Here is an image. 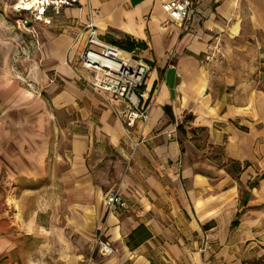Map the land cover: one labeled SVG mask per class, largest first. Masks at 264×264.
Here are the masks:
<instances>
[{
    "label": "crops",
    "instance_id": "crops-1",
    "mask_svg": "<svg viewBox=\"0 0 264 264\" xmlns=\"http://www.w3.org/2000/svg\"><path fill=\"white\" fill-rule=\"evenodd\" d=\"M164 1L79 0L63 11L78 24L67 19L39 62L19 68L0 36V264H27L15 254L19 224L62 202L72 230H101L111 243L107 255L92 242L87 264H254L264 243V0H194L182 27ZM88 19L100 40L146 46L132 51L152 68L153 95L149 121L132 130L142 135L134 151L127 103L76 77L89 76L76 67ZM216 36L223 58L204 64ZM231 162L242 166L238 178ZM113 184L129 210L107 212Z\"/></svg>",
    "mask_w": 264,
    "mask_h": 264
},
{
    "label": "built area",
    "instance_id": "built-area-1",
    "mask_svg": "<svg viewBox=\"0 0 264 264\" xmlns=\"http://www.w3.org/2000/svg\"><path fill=\"white\" fill-rule=\"evenodd\" d=\"M79 5V0H18L13 9L16 12H29L37 20H45L67 8L80 7ZM162 8L168 19L180 27L190 21L196 12L194 0H166L162 2ZM83 26L86 39L79 64L89 74L85 83L112 101L123 100L127 103L124 114V124L128 130L126 140L134 151L142 142V135H134L132 130H142L150 118L152 92H145L144 86L151 67L146 62L136 61L133 53L100 40L91 19L85 21ZM215 40L216 43L210 47V53L205 57L207 63L216 60V55L220 53L219 36ZM51 80L52 83L55 81L54 78ZM168 137L171 138V135ZM105 205L107 212L112 214L130 209L128 200L119 191L108 193ZM95 241L103 254L109 255L113 252L110 241L102 237L101 230Z\"/></svg>",
    "mask_w": 264,
    "mask_h": 264
},
{
    "label": "rangeland",
    "instance_id": "rangeland-1",
    "mask_svg": "<svg viewBox=\"0 0 264 264\" xmlns=\"http://www.w3.org/2000/svg\"><path fill=\"white\" fill-rule=\"evenodd\" d=\"M17 1L18 0H0V10L3 11V16H0V31H1L0 36L4 40L8 41L9 44L12 46L10 59L12 60V62H15L17 64V67L19 68V66L21 65V60L24 59L36 60L39 62L38 59L42 58L40 51L41 49H43L42 47H44L47 38L52 35L51 33L58 34L60 32H63L64 30L60 29L59 26L61 25L66 26L67 25L66 23H70L67 21V19H69V21L75 19L76 20L75 26L78 23L76 24L77 18H73V17L69 18L63 12H61L58 15H51L50 18H47L45 20H37L29 12H16L13 9V5L16 4ZM27 21H31L32 24L30 26H26ZM83 23L84 22H80L78 28L81 30L83 43H85L86 31L84 32L85 28L83 26ZM211 46L212 43L208 47L205 57L208 53H210ZM219 48H220V53L219 55L218 54L216 55V60L217 59L221 60L223 58L221 52V44ZM134 56H135L134 59L136 61H142L145 63V61L140 57L136 56L135 54ZM33 58H37V59H33ZM203 63L208 64L205 61V59ZM76 67L80 68L79 59ZM76 77L81 78L83 80L82 82L84 83V85L86 84L85 83L86 79L83 78L82 75L78 73ZM49 83H52L51 79L49 80ZM145 87L146 84L144 86V89H146ZM144 91L148 93L152 92L148 90H144ZM123 124H124V114H123ZM127 134H128V130H126L125 138ZM241 170H242V166L240 164L232 163V162L229 163V171L234 178H238ZM114 191H119L116 190V184L112 185V189H110L109 192H106L104 194V197L108 193ZM245 192H246L245 188L243 187L240 192L242 204L245 203L243 201ZM61 204L62 207L58 210H55L54 215H52L51 211L39 215L38 223L36 224H28V226L27 225L23 226L22 224H19L22 240L20 242V247L15 251V254L19 255L20 257L21 255H25L29 260L27 264H87L88 263L87 260L90 258V254H88V250L90 251L92 250L89 247V245L92 244V242H96L95 240L91 241L90 239H96V237L99 234L96 236H92L90 232L86 231V229L84 231L72 230L68 226L69 211L68 209L63 207L64 205L63 202ZM18 214H19V210H18ZM239 229L240 228L237 227L232 231L238 232ZM102 237L104 236L102 235ZM262 238H264V235L258 236V239H262ZM262 247H264V243H261L259 247L256 246V249L253 250L255 253V257L253 259L254 264H264V248L262 250ZM19 264H25V263L19 262Z\"/></svg>",
    "mask_w": 264,
    "mask_h": 264
},
{
    "label": "trees",
    "instance_id": "trees-1",
    "mask_svg": "<svg viewBox=\"0 0 264 264\" xmlns=\"http://www.w3.org/2000/svg\"><path fill=\"white\" fill-rule=\"evenodd\" d=\"M112 44L120 47L121 49H123L126 52L132 53V51L137 47L139 49L144 50L146 48V46L144 44H136L135 42L133 43H129L124 45L122 42L119 41H113ZM248 197L246 196L245 200H247ZM239 226V222L238 221H233L231 227L236 228ZM133 238H135L138 242H142L143 240L137 235V233L133 234Z\"/></svg>",
    "mask_w": 264,
    "mask_h": 264
},
{
    "label": "bare ground",
    "instance_id": "bare-ground-1",
    "mask_svg": "<svg viewBox=\"0 0 264 264\" xmlns=\"http://www.w3.org/2000/svg\"><path fill=\"white\" fill-rule=\"evenodd\" d=\"M10 202L15 206L16 210H18L19 206H18L17 201L14 199V200H11Z\"/></svg>",
    "mask_w": 264,
    "mask_h": 264
},
{
    "label": "water",
    "instance_id": "water-1",
    "mask_svg": "<svg viewBox=\"0 0 264 264\" xmlns=\"http://www.w3.org/2000/svg\"><path fill=\"white\" fill-rule=\"evenodd\" d=\"M31 24H32L31 21H27V22H26V26H30Z\"/></svg>",
    "mask_w": 264,
    "mask_h": 264
}]
</instances>
